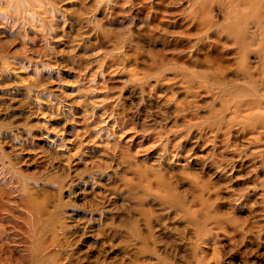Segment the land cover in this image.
Returning a JSON list of instances; mask_svg holds the SVG:
<instances>
[{"label": "rangeland", "instance_id": "1", "mask_svg": "<svg viewBox=\"0 0 264 264\" xmlns=\"http://www.w3.org/2000/svg\"><path fill=\"white\" fill-rule=\"evenodd\" d=\"M235 43L264 0H0V264H264Z\"/></svg>", "mask_w": 264, "mask_h": 264}, {"label": "bare ground", "instance_id": "2", "mask_svg": "<svg viewBox=\"0 0 264 264\" xmlns=\"http://www.w3.org/2000/svg\"><path fill=\"white\" fill-rule=\"evenodd\" d=\"M235 44L237 45L238 53H243L248 55L249 53L253 52L255 53L254 54L255 57L259 58L262 55H263L262 57H264L263 54L264 51H262L263 53L260 51H250L244 48L243 43H235ZM241 66H242L241 79L246 85L239 88H228V90H230L229 93L231 95V100L232 101L237 100L238 95H251V99L237 100L238 102H236V104L233 105L231 111L235 116L246 117L248 121L250 120L251 122L248 123L250 127L247 128H249L248 130H250V133L253 134L255 138H259L262 135L264 136V121H262L264 116L262 114L258 115V113H260L259 111L262 108V103H261L262 101L257 96V93L260 92L261 90H264V79L255 78L254 74L248 69L247 64L245 65V63H242ZM254 69L256 73L261 71V67H259V65L254 66Z\"/></svg>", "mask_w": 264, "mask_h": 264}]
</instances>
